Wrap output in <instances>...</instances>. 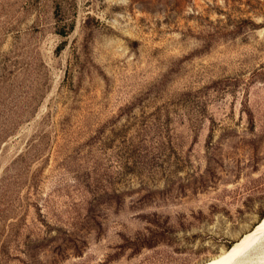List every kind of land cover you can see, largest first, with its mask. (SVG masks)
Returning <instances> with one entry per match:
<instances>
[{"label": "rangeland", "instance_id": "1", "mask_svg": "<svg viewBox=\"0 0 264 264\" xmlns=\"http://www.w3.org/2000/svg\"><path fill=\"white\" fill-rule=\"evenodd\" d=\"M264 216V0H0V264H203Z\"/></svg>", "mask_w": 264, "mask_h": 264}, {"label": "bare ground", "instance_id": "2", "mask_svg": "<svg viewBox=\"0 0 264 264\" xmlns=\"http://www.w3.org/2000/svg\"><path fill=\"white\" fill-rule=\"evenodd\" d=\"M203 264H264V216L229 249Z\"/></svg>", "mask_w": 264, "mask_h": 264}]
</instances>
